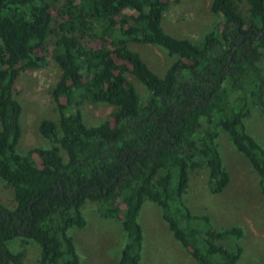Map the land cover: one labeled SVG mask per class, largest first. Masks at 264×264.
Returning <instances> with one entry per match:
<instances>
[{
    "label": "trees",
    "instance_id": "trees-1",
    "mask_svg": "<svg viewBox=\"0 0 264 264\" xmlns=\"http://www.w3.org/2000/svg\"><path fill=\"white\" fill-rule=\"evenodd\" d=\"M54 2L0 0V179L12 188L14 201L11 210L0 203V264L21 263L23 252L6 246L16 237L38 245L36 264H79L67 230L85 225V201L98 202L101 216L120 222L125 240L116 264H140L137 214L145 199L160 208L194 264H237V242L224 247L215 241L239 239L241 227L211 230L208 217L191 214L181 197L190 168L207 167L211 193L228 183L216 141L220 132L257 173L264 195V147L243 124L249 108L264 113V0H210V12L221 20L198 44L162 30L166 0H61L52 17ZM241 2L244 15L237 9ZM49 35L50 57L60 71L51 89L58 117L40 119L37 131L58 146L20 154L14 84L20 72L44 62ZM82 37L100 46L85 47ZM129 42L155 44L174 58L159 76ZM126 74L148 90L144 99ZM83 102L114 110L87 126ZM196 221L204 222V230Z\"/></svg>",
    "mask_w": 264,
    "mask_h": 264
},
{
    "label": "rangeland",
    "instance_id": "rangeland-1",
    "mask_svg": "<svg viewBox=\"0 0 264 264\" xmlns=\"http://www.w3.org/2000/svg\"><path fill=\"white\" fill-rule=\"evenodd\" d=\"M167 8L162 14L160 26L167 34L186 38L198 44L211 27L221 20V16L213 14L208 8L210 0H166ZM61 0L51 3V16ZM241 14L246 12V4L237 3ZM132 13L131 10H125ZM53 35H49L42 54L44 62L38 68L20 72L14 84V96L21 105L19 117L20 136L15 150L25 154L33 147H50L57 145L43 138L37 131L40 119L56 121L51 89L59 76V69L50 57ZM85 47L100 46L98 40L80 38ZM127 47L137 52L145 64L157 75H162L174 56L155 44L127 43ZM264 72V69H263ZM141 99L147 96L148 90L132 75L126 74ZM82 121L85 125H96L108 119L114 106L104 102H83L80 106ZM245 131L264 147V113L251 107L243 118ZM217 145L222 162L229 173V181L219 193H211L207 189V172L205 165L188 169V182L181 200L194 215H206L211 230H221L232 225L241 227L239 239L227 237L215 241L224 247H231L235 242L241 251L237 264H264V195L259 192L258 175L251 168L245 157L230 144L225 133L217 136ZM63 159L65 153L59 149ZM35 164L38 163L36 156ZM199 159V157H195ZM0 203L7 209H13L12 188L0 179ZM98 202L85 201L81 212L85 219L82 228L70 227L67 233L72 237L79 264H116L125 234L120 222L114 218H104L99 212ZM141 228L142 240L140 264H194V260L173 238L166 223L161 218L160 208L152 201L145 199L137 214ZM195 226L204 230V222L196 221ZM10 251H22L20 264H36L39 247L33 241L22 244L14 238L6 244ZM61 264V263H58Z\"/></svg>",
    "mask_w": 264,
    "mask_h": 264
}]
</instances>
